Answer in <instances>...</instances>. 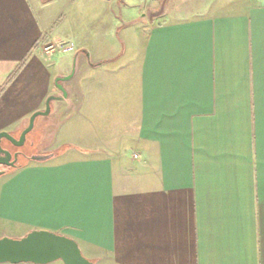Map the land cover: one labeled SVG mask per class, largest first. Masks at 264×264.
Returning <instances> with one entry per match:
<instances>
[{"label":"crops","instance_id":"crops-1","mask_svg":"<svg viewBox=\"0 0 264 264\" xmlns=\"http://www.w3.org/2000/svg\"><path fill=\"white\" fill-rule=\"evenodd\" d=\"M62 58L68 98L36 120L52 157L0 179V239L264 264V0H0V133L61 96Z\"/></svg>","mask_w":264,"mask_h":264},{"label":"water","instance_id":"water-1","mask_svg":"<svg viewBox=\"0 0 264 264\" xmlns=\"http://www.w3.org/2000/svg\"><path fill=\"white\" fill-rule=\"evenodd\" d=\"M76 74V62L70 75L58 77L56 87L61 92V96H51L46 102L45 111L35 113L29 120L28 127L21 133L19 138L10 133H0V166L16 168L18 154L13 155L4 148L3 142L7 141L14 147H23L26 144L27 136L33 132L36 120L39 117H47L52 112V103L63 101L68 98L65 83L70 81ZM52 155H36L34 161L45 162ZM6 171H0V177ZM62 262L63 264H94L82 253L79 244L63 235L49 231H32L20 239L3 237L0 239V264H53Z\"/></svg>","mask_w":264,"mask_h":264},{"label":"rangeland","instance_id":"rangeland-1","mask_svg":"<svg viewBox=\"0 0 264 264\" xmlns=\"http://www.w3.org/2000/svg\"><path fill=\"white\" fill-rule=\"evenodd\" d=\"M181 3L179 1L176 2L177 8L181 5ZM57 45H59V44H57ZM43 47H45V46H43ZM65 60H68V63H72V66L74 68L75 62H74V60H69V58H62L59 61V64L61 66H63L65 64ZM71 61H73V62H71ZM19 136L20 135H18V134L14 135V137H17V138H19ZM41 143H42L41 135H40V131L38 129V123H36L33 132H31L27 136L26 144L23 147H14L10 143L5 142V141L3 142V145L4 144L7 146H8V144L11 145V148L13 151H17L18 153H20V159H19L18 164H25V163L29 162L34 156L41 154V153H39L40 147L42 145ZM9 170L10 169H7V168L2 169V170L0 169V171H6V172H8ZM2 177H4V176H2ZM2 177H0V179H2ZM9 238H12V237H9ZM56 263L59 264L60 262H56Z\"/></svg>","mask_w":264,"mask_h":264},{"label":"built area","instance_id":"built-area-1","mask_svg":"<svg viewBox=\"0 0 264 264\" xmlns=\"http://www.w3.org/2000/svg\"><path fill=\"white\" fill-rule=\"evenodd\" d=\"M50 49L56 50L57 52L62 54H71L76 52V49L73 45H67V44H59V45L51 46ZM137 157L138 156L135 155V158Z\"/></svg>","mask_w":264,"mask_h":264},{"label":"flooded vegetation","instance_id":"flooded-vegetation-1","mask_svg":"<svg viewBox=\"0 0 264 264\" xmlns=\"http://www.w3.org/2000/svg\"><path fill=\"white\" fill-rule=\"evenodd\" d=\"M3 146H4L5 149H7L8 151H10L11 154L13 155V159H12V161H14V155L18 154V162H19V159H20V153H18L17 151H13L12 148H11V145H9V144H8V146L5 145V144H4ZM18 162H17V166H18ZM5 168L10 169V168H8V167H6V166H0V169H1V170H2V169H5Z\"/></svg>","mask_w":264,"mask_h":264},{"label":"trees","instance_id":"trees-1","mask_svg":"<svg viewBox=\"0 0 264 264\" xmlns=\"http://www.w3.org/2000/svg\"><path fill=\"white\" fill-rule=\"evenodd\" d=\"M7 142V141H5ZM26 164V163H25ZM25 164H18V166L15 168V169H19V168H22ZM12 171V169H10Z\"/></svg>","mask_w":264,"mask_h":264}]
</instances>
